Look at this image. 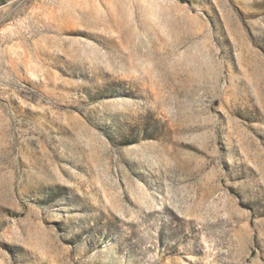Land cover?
Masks as SVG:
<instances>
[{
  "label": "rangeland",
  "instance_id": "rangeland-1",
  "mask_svg": "<svg viewBox=\"0 0 264 264\" xmlns=\"http://www.w3.org/2000/svg\"><path fill=\"white\" fill-rule=\"evenodd\" d=\"M0 264H264V0H0Z\"/></svg>",
  "mask_w": 264,
  "mask_h": 264
}]
</instances>
